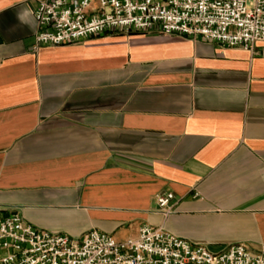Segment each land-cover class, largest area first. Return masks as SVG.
Listing matches in <instances>:
<instances>
[{"label": "crops", "instance_id": "1", "mask_svg": "<svg viewBox=\"0 0 264 264\" xmlns=\"http://www.w3.org/2000/svg\"><path fill=\"white\" fill-rule=\"evenodd\" d=\"M40 1L0 0V217L264 254V42L113 30L35 49Z\"/></svg>", "mask_w": 264, "mask_h": 264}, {"label": "built area", "instance_id": "2", "mask_svg": "<svg viewBox=\"0 0 264 264\" xmlns=\"http://www.w3.org/2000/svg\"><path fill=\"white\" fill-rule=\"evenodd\" d=\"M34 15L35 49L113 30L201 38L252 53L264 42V0H42ZM173 199L171 192L157 196L166 216ZM0 264H264V254L244 243L213 253L148 224L123 240L96 229L77 240L39 229L15 212L0 217Z\"/></svg>", "mask_w": 264, "mask_h": 264}]
</instances>
